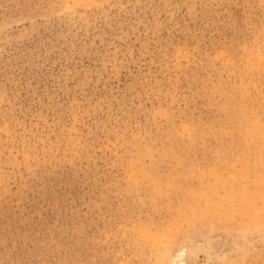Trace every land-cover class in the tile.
<instances>
[{
	"label": "rangeland",
	"instance_id": "1",
	"mask_svg": "<svg viewBox=\"0 0 264 264\" xmlns=\"http://www.w3.org/2000/svg\"><path fill=\"white\" fill-rule=\"evenodd\" d=\"M0 264H264V0H0Z\"/></svg>",
	"mask_w": 264,
	"mask_h": 264
}]
</instances>
